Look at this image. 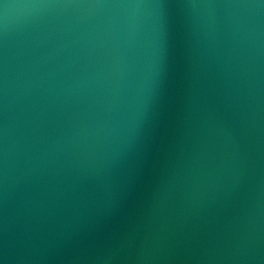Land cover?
<instances>
[{"label": "water", "instance_id": "95a60500", "mask_svg": "<svg viewBox=\"0 0 264 264\" xmlns=\"http://www.w3.org/2000/svg\"><path fill=\"white\" fill-rule=\"evenodd\" d=\"M0 264H264V0H0Z\"/></svg>", "mask_w": 264, "mask_h": 264}]
</instances>
